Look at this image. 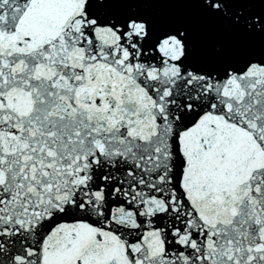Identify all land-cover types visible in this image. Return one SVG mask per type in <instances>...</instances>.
Masks as SVG:
<instances>
[{
  "label": "snow or ice",
  "instance_id": "obj_1",
  "mask_svg": "<svg viewBox=\"0 0 264 264\" xmlns=\"http://www.w3.org/2000/svg\"><path fill=\"white\" fill-rule=\"evenodd\" d=\"M0 264H264V0H0Z\"/></svg>",
  "mask_w": 264,
  "mask_h": 264
}]
</instances>
